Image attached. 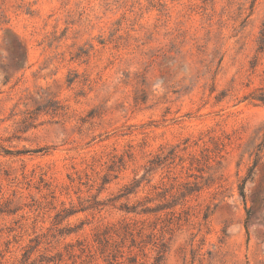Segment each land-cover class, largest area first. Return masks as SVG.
Segmentation results:
<instances>
[{
  "label": "rangeland",
  "instance_id": "1",
  "mask_svg": "<svg viewBox=\"0 0 264 264\" xmlns=\"http://www.w3.org/2000/svg\"><path fill=\"white\" fill-rule=\"evenodd\" d=\"M263 86L264 0H0V264H264Z\"/></svg>",
  "mask_w": 264,
  "mask_h": 264
},
{
  "label": "trees",
  "instance_id": "2",
  "mask_svg": "<svg viewBox=\"0 0 264 264\" xmlns=\"http://www.w3.org/2000/svg\"><path fill=\"white\" fill-rule=\"evenodd\" d=\"M14 46L19 49L21 48L20 45L17 44L16 42L14 43ZM251 99L253 101H257L264 104V86L258 89L256 92H254ZM140 185L141 182L134 180V182L126 185L123 188L119 196L123 197L127 195L137 194L138 193L137 188H139ZM243 189L244 188L242 187L241 188L242 195H244ZM147 201H149V199ZM175 205L177 204L165 203V204H157L156 206L151 207V206H147V204L144 201H140L135 205L126 206L125 212L128 214H135V215H146V214L158 215L159 212L165 209H170V212L166 214V217L172 220L173 217L176 215V212L173 209ZM157 219H162V217L158 216ZM168 223L172 224V222L171 221L169 222V220ZM156 228L157 227H154V229H152L153 231L149 233V235H146L144 227L137 226L136 223L133 224L130 222L129 223L123 222L120 225L107 226L102 231L101 230L98 231L96 234L97 238L95 241L97 242V244L100 245L102 254H106L110 258L112 257L114 260H118L119 257L117 253H115V251L117 250V248H120V251L118 250V252H120L121 254L120 258L123 259L125 252L121 251V248H125L127 241L130 240V244L128 245L129 256L127 260H129V264H136L137 256L135 255L136 252L133 250V248L134 247L138 248L140 251L143 250L144 249V245H142L143 243L145 244L147 242L146 244H149V242H152L155 239L156 233H154V231L156 230ZM117 238H119V241H117ZM155 244H157V242H155ZM163 252H164V245L161 244L160 249L158 248L157 260L161 259Z\"/></svg>",
  "mask_w": 264,
  "mask_h": 264
}]
</instances>
